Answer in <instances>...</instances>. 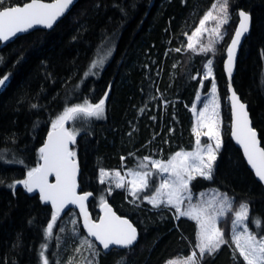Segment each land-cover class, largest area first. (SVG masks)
<instances>
[{
    "label": "trees",
    "instance_id": "1",
    "mask_svg": "<svg viewBox=\"0 0 264 264\" xmlns=\"http://www.w3.org/2000/svg\"><path fill=\"white\" fill-rule=\"evenodd\" d=\"M26 1L2 0L3 7ZM214 1L77 0L52 28H37L0 45V76L8 77L0 93V264H43L42 251L49 264L84 262L86 256L77 251L73 237L62 239L59 221L46 235L51 206L16 182L38 166L40 146L58 115L103 97L102 116L79 114L68 120L70 132L76 133L71 151L80 166L79 190L91 192L88 206L94 218L108 200L132 221L138 236L129 248L105 252L95 246L100 255L91 254L93 264H166L195 249L194 220L177 218L172 207H153L144 200L158 186L160 173L150 177V188L136 197L124 188L108 187L98 175L99 170L123 168L155 172L150 164L147 169L139 167L144 157L168 160L178 151L193 149L190 107L199 89H209L211 79L202 75L208 56L186 51L184 41ZM229 6L231 26L215 48L212 63L222 100L221 147L212 178L197 175L190 189L214 187L230 196L234 205L246 203L248 228L261 237L264 189L230 137L223 60L241 7L251 13L252 23L232 82L247 102L264 147V0H229ZM107 47L112 53L105 55L109 59L104 67L98 63L92 67ZM74 227L83 233L79 223ZM225 241L198 264H246Z\"/></svg>",
    "mask_w": 264,
    "mask_h": 264
},
{
    "label": "snow or ice",
    "instance_id": "2",
    "mask_svg": "<svg viewBox=\"0 0 264 264\" xmlns=\"http://www.w3.org/2000/svg\"><path fill=\"white\" fill-rule=\"evenodd\" d=\"M74 0H54L53 3H43L41 0H31L29 3L23 4V6H8L3 7V2L0 0V42L8 41L10 38L16 36L18 33L26 32L33 28L35 25H43L47 28H51L53 24L63 16ZM212 5V9L218 11L220 17L213 16L212 10H209L204 17L200 20V26L195 28L191 36H188L187 49L194 50L193 38L199 37L206 28V22L209 20L218 21L216 28L213 29L214 34L221 36V27L228 23V6L229 0H218ZM241 17L240 26L237 28L235 37L232 40V44L228 49V65L227 70L229 74L232 71V62L236 51V46L240 42V38L244 33L248 31V14L244 11L239 13ZM212 50V45L207 47H201V52H208ZM175 51H181L180 48ZM97 63L102 61H93L92 67H95ZM212 61L209 60L205 65L208 73L211 74ZM91 71V68H90ZM87 75V73H86ZM195 79V77H193ZM7 76L0 78V85H4ZM213 90L214 87H213ZM107 96V93H105ZM105 101L101 99L97 104H88L85 101L84 105H74L65 109V111L53 122V129L58 126L62 130L61 132H50L49 141L44 147L40 149L41 159L44 164L33 168L28 172V178L23 181H17L16 183L23 184L28 192H32L34 188H39L42 201H50L53 206L52 220L49 222L46 235L50 236L52 230L59 215V211L67 203H76L83 201L85 196H77L75 193V172L76 166L69 157L75 155L74 152L69 151L68 144L74 142L75 132H68L63 129V122L70 119H75L79 114L85 116L100 117L103 115V105ZM237 104L241 110H244L245 105L239 104L238 99L233 93V109L234 115H236L235 109ZM36 107V105H33ZM207 107V105L205 106ZM242 115L245 118V124L240 130L238 135L236 131L233 135L237 137L238 141L244 148L245 156L248 159L249 164L255 169L256 175L261 181H264V149L258 147V141L256 140V134L254 130L247 125V112L242 111ZM201 118H203V111H201ZM202 122V121H201ZM208 128V132L203 135L210 138H217L215 148L211 144L201 147L200 135L196 132V149L192 152H177L167 161L153 160L151 157H144L140 162L139 167L141 169L149 168V164L153 171H133L129 170V174L133 177L128 183L130 185V194L136 197L140 192L149 189L151 186L150 177L156 173L167 174V178L161 177L159 186L156 187L155 192L151 196H145L153 207H159L161 204L172 205L176 207L177 218L179 216H188L195 219L198 223L197 244L196 248L199 249V259H202L204 254L212 255L217 251L221 244L226 243L224 240V232L216 227L217 217L225 215V207H231L229 198L224 195L220 202L218 209H213V206L209 204L207 208L193 207L189 210L181 211L179 204L183 202L184 194L189 190V182L194 179V173L203 176L205 179L212 178L213 162L216 160V152L220 149L221 143L218 139V133L214 130V123L203 124ZM195 131V128H194ZM204 155H207V162L204 160ZM123 159V158H122ZM55 171L57 177L56 184H48L45 176L48 172ZM109 173L101 170V182ZM119 176V172L115 174ZM121 182L116 184V187H124L123 177H120ZM14 187V185H12ZM190 199V197H189ZM82 211L83 210V206ZM240 211L235 212V218L232 221L233 225V241L236 243L237 249H239L240 256L246 264H264V236L257 237V234L249 231L247 226L244 227L243 233L235 231L237 225H242L248 219V205L241 204ZM113 219H102L99 224L92 223L88 220L85 213V227L88 230L89 236H93L100 242L105 250L110 246L116 245L122 248L131 247L137 240L136 229L127 221L121 220L119 217H115L112 214ZM259 226L260 220L254 221ZM63 231V230H62ZM247 234L245 247H241L239 243L240 236ZM88 248L92 250V256L98 257L100 253L95 250V246L88 242ZM79 251V249H77ZM43 264H49L44 252H41ZM187 261L190 264H198L197 253L193 252L187 257ZM88 264H93L92 260L88 261ZM98 264V261H97ZM172 264V262H170Z\"/></svg>",
    "mask_w": 264,
    "mask_h": 264
},
{
    "label": "rangeland",
    "instance_id": "3",
    "mask_svg": "<svg viewBox=\"0 0 264 264\" xmlns=\"http://www.w3.org/2000/svg\"><path fill=\"white\" fill-rule=\"evenodd\" d=\"M214 2H217V7H218L219 6L218 0H215ZM213 3L200 17L196 26L189 33L186 34L185 41H184V48L186 51L191 52V53H203V54H206L208 56L206 61L203 63L202 75L204 78L211 79V85H210L209 89L205 92H203V91H201V89H199L198 92L196 93L194 100H193V103L190 107L191 112H192V116H193L192 130L195 134V144H194L193 149H191V150H188V151L181 150L184 152H192L196 149V147H197V145H196V140H197L196 132L201 133V135H200L201 147L206 146L208 144H211L213 146V148H215V144L217 143V138H210L209 136L203 135V133L208 132V128L203 126V124L214 123V130L218 133V139L221 143L222 100H221L220 95L217 92V87H216V84L214 82L213 64H211V69H212L211 74L208 73L207 69L205 68V65L208 64L209 60H211L213 63L214 50L218 46V44L221 42L222 38L225 36L227 31L229 30V27L231 26L232 11L230 9V6H228V15H229L228 23L221 27V34H222L221 36L217 37L213 32V29L216 28L218 21L209 20L208 22H206V25L204 26L206 28V31H204L199 37L193 38L194 50H189L186 47L188 42H189L188 36H191L192 32L195 31V28L200 26V20L204 17V15L209 10H212L213 16L220 17L221 14L218 11L212 9ZM209 44L212 45L211 51H208V52H201L200 51L201 47H207ZM102 52H103V55L100 58H99V56H97L94 59L95 61H97L99 58L98 62L102 61V63H98V66L100 67V69H102L104 67V65L106 64V62L108 61V59H109L108 57L112 53V50L110 49V47H107L106 49L102 50ZM106 54H109L107 57L108 59L105 57ZM213 87L215 90H213ZM102 99H104V101H105V97H103ZM225 99L227 101V98H225ZM99 101L97 103H99ZM97 103H88V104H97ZM84 104L85 103L80 104V105H84ZM206 105H207V107H205ZM103 108H104V105H103ZM201 111H203V118H201ZM60 115H58L54 119V121H56ZM53 122H52V127H53ZM194 128H195V131H194ZM181 151H178V152H181ZM217 152H216V156H217ZM73 157L75 158V155ZM152 159L153 160H161V159H157V158H152ZM204 160H205V162H207V155H204ZM162 161H167V160H162ZM214 162H213V165H214ZM129 170L130 169H125V168L104 170L105 172H107L109 174L104 177L103 182H105L108 187L109 186H116L117 183L121 182L120 177H123L122 182L124 184V187H121V188H124L125 191L128 194H130V191H129L130 185L128 182L130 180H132L133 177L129 174ZM133 171H140V170H133ZM144 171H146V170H144ZM117 172H119V174H120L119 176L115 175ZM197 175L198 174L194 173V177H196ZM161 177L167 178V174L160 173V180H161ZM98 179H99V181H101V170H99ZM159 183H160V181H159ZM159 183H158V186H159ZM80 191H82V190H80ZM151 195H148V196H151ZM224 195H226L229 198V201L231 203V207L230 208L225 207V209H224L225 215L222 217H217L216 227L220 228L224 232V240L229 241L232 244L235 252L239 254V249H237L236 243L233 241L234 229H233L232 221L235 218V212L241 210L240 206H241V204H245L244 202H239L236 205H234L233 199L230 196H228L227 194L217 190L214 187H209V188L199 190L196 192L192 191L190 189V182H189V190H188V192H186L184 194L185 198H184L183 202L179 204V207H180L181 211H185V210H189L193 207H196V208L205 207V208H207V206L209 204H211L213 206V209H218L220 207V202L223 199ZM189 197H190V199H189ZM144 200L149 202L147 199H145V197H144ZM162 205L172 207L174 209V211L177 213L175 206L164 205V204H161L160 206H162ZM99 214H100V211H99ZM186 217H188V216H186ZM192 220H194L196 222L197 233H198V230H199L198 223L195 219H192ZM58 221L60 224V227H59L60 232L61 233L63 232V234H65V236L62 237V239L65 240L68 237L69 238L73 237V240L76 241L77 249H79L80 252H84L83 254H84V256H86L84 262L74 261L73 264H77V263L88 264V261L92 260V256H91L92 250L88 248V242H91L94 246H98V245L96 244V242L94 240H92L90 237H88L84 231H83V233H81V232H79L78 229H76V227H74L77 223H79V225L81 226L79 214L76 211V209L72 208V209L67 210L63 214L62 213L59 214L57 216L55 223H57ZM69 223H71L74 226L70 225V227L67 228V224H69ZM245 226H247V228H248L247 220L245 221L244 224L237 225L235 231H237L239 233H243V229ZM249 231L252 232L250 229H249ZM246 236H247L246 233L240 236L239 243H240L241 247H245ZM193 252L197 253V259H199V249H197L195 247V249H192V251L188 255L177 256L173 259L168 260L166 262V264H170V262H172V264H190V262L187 261V257L190 256Z\"/></svg>",
    "mask_w": 264,
    "mask_h": 264
},
{
    "label": "water",
    "instance_id": "4",
    "mask_svg": "<svg viewBox=\"0 0 264 264\" xmlns=\"http://www.w3.org/2000/svg\"><path fill=\"white\" fill-rule=\"evenodd\" d=\"M31 2V0H28L22 4H14V5H9V6H23V4L25 3H29ZM41 2L43 3H53L54 0H41ZM77 2V0H74L73 4L70 6L69 10L73 7V5ZM5 7H8V6H5ZM67 10L66 13L69 11ZM241 11H244L245 13L248 14V17H249V20H248V31L246 33H244L242 35V37L240 38V42L239 44L236 46V51H235V55H234V60L232 62V71H231V74H229L228 70H227V65H228V49L229 47L231 46L232 44V40L233 38L235 37V33H236V30L237 28L240 26V22H241V17L239 15V13ZM65 13V14H66ZM64 14V15H65ZM63 15V16H64ZM236 15H237V21L235 23V26H234V29H233V32L225 46V52H226V55H225V58L223 60V69H224V73L226 75V78H227V101H228V105H229V112H230V123H229V127H230V137L232 139V141L234 142V144L241 150V153H242V156H243V159L244 161L246 162L248 168L252 171L254 177L262 184L263 186V189H264V181H261L259 179V177L256 175V171L255 169L249 164L248 162V159L247 157L245 156V153H244V148L242 146V144L238 141L237 137L233 135V132L236 131L237 134L239 135L240 134V130L241 128L244 126L245 124V118L244 116L242 115V111H246L247 112V125L249 127H251L255 134H256V140L258 141V147L259 148H262L264 149L263 145H262V141H261V138H260V135H259V131L257 130L256 127H254L253 125V121H252V117H251V114H250V111L248 109V105H247V102L244 101L240 94L235 90L234 86H233V82H232V78H233V75H234V72H235V67H236V62H237V57H238V53H239V50L242 46V43L244 41V39L246 38V36L249 34L250 32V29H251V23H252V18H251V13L241 7H238V9L236 10ZM61 16L54 24L53 26L63 17ZM52 26V27H53ZM51 27V28H52ZM37 28H43V29H50V28H47L43 25H35L33 26V28L27 30L26 32H21V33H18L16 36L10 38L8 41H2L0 42V45H4L10 41H12L15 37H17L18 35L20 34H23V33H27L29 31H32L34 29H37ZM4 76H0V78H3ZM8 81L6 80L5 84L4 85H0V93L1 91L6 87ZM233 93H235V97L238 99L239 101V104H243L245 105V108L244 110H241L239 108V105L237 104L236 106V109H235V112H236V115H234V109H233ZM63 129H66L68 132H70L69 128H68V120L64 121L63 122ZM62 130L59 128V126L56 128V129H53V127H51L48 132L46 133V136L40 146V149L42 147L45 146L46 143H48L49 141V133L50 132H54V133H57V132H61ZM73 144V142H70L68 144V149L69 151H71V145ZM70 160H72L76 166V172H75V184H76V187H75V193L77 196H85V194H90V195H87L86 198L83 200V201H78L76 203H67L64 205V207L59 211V214H63L64 212H66L67 210L69 209H76V211L78 212L79 214V218H80V223H81V227L82 229L84 230V232L86 233V235L88 237H90L92 240H94L96 242V244L101 248L102 251H108L110 249H112L113 247H117V248H122L120 246H116V245H112L110 246L109 249L105 250L103 248V246L100 244V242L98 240H96L95 237L93 236H89L88 234V230L87 228L85 227V213L87 215V218L90 222L92 223H95V224H99L101 222L102 219L104 220H110V219H113L112 217V214L115 215V217H119L121 220H127L135 229H136V234L138 236V230L136 228V226L132 223V221L124 216V215H121L119 214L115 209L114 207L109 203L108 200H104L101 205H100V214L94 218L91 214V211L89 209V206H88V201L90 199V196H91V192L90 191H80L79 190V183H78V179H79V173H80V166H79V162H78V159L75 157H69ZM44 164V161L40 158V162L38 164L37 167L41 166ZM35 167V168H37ZM28 178V174L26 175L25 179L26 180ZM45 179L47 181L48 184H56L57 183V177H56V173L55 171H50L46 174L45 176ZM26 189V188H25ZM27 191V189H26ZM28 192V191H27ZM29 193H37L41 199V193H40V189L39 188H34L32 192H29ZM42 200V199H41ZM44 203H47L51 206L52 210L54 211L53 209V206H52V203L50 201H43ZM83 206V210L82 211V207ZM136 242V241H135ZM134 242V243H135Z\"/></svg>",
    "mask_w": 264,
    "mask_h": 264
}]
</instances>
